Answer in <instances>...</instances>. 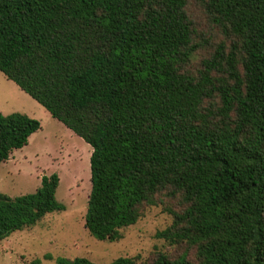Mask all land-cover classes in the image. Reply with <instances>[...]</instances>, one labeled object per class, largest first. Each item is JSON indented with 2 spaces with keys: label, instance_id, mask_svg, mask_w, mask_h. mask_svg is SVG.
Masks as SVG:
<instances>
[{
  "label": "trees",
  "instance_id": "obj_1",
  "mask_svg": "<svg viewBox=\"0 0 264 264\" xmlns=\"http://www.w3.org/2000/svg\"><path fill=\"white\" fill-rule=\"evenodd\" d=\"M0 70L92 146L94 237L172 215L171 252L110 264H264V0H0ZM41 128L0 112V165ZM59 184L0 192V239L64 210Z\"/></svg>",
  "mask_w": 264,
  "mask_h": 264
},
{
  "label": "rangeland",
  "instance_id": "obj_2",
  "mask_svg": "<svg viewBox=\"0 0 264 264\" xmlns=\"http://www.w3.org/2000/svg\"><path fill=\"white\" fill-rule=\"evenodd\" d=\"M15 111L38 119L42 128L0 165V192L10 196L33 192L43 175L56 172L60 176L57 198L66 208L0 239V264H56L58 257L79 256L110 264L121 256L144 261L154 252L173 250L174 245L157 237L173 221L162 206L149 207L136 223L122 229L117 241L99 240L90 233L85 215L92 187V146L0 70V112Z\"/></svg>",
  "mask_w": 264,
  "mask_h": 264
}]
</instances>
